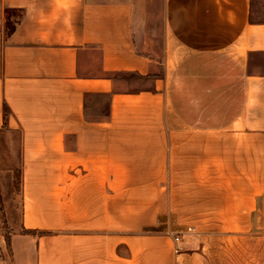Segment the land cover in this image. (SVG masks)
Returning <instances> with one entry per match:
<instances>
[{"label":"crops","instance_id":"crops-1","mask_svg":"<svg viewBox=\"0 0 264 264\" xmlns=\"http://www.w3.org/2000/svg\"><path fill=\"white\" fill-rule=\"evenodd\" d=\"M140 2L0 0L21 13L0 35L20 169L0 264H222L264 237V0Z\"/></svg>","mask_w":264,"mask_h":264},{"label":"rangeland","instance_id":"rangeland-1","mask_svg":"<svg viewBox=\"0 0 264 264\" xmlns=\"http://www.w3.org/2000/svg\"><path fill=\"white\" fill-rule=\"evenodd\" d=\"M144 5L142 16L160 18L161 0H141ZM146 9V10H145ZM264 17V14L262 15ZM21 18L20 11L3 10L0 5V35L5 38ZM117 90L122 92H135L149 87L148 80L134 74L118 75ZM86 118L100 120L107 115V98L94 96L88 101ZM19 137L14 136V141L9 140L4 132H0V228H7L8 224L15 221L19 201L20 169L16 159L19 156L17 147ZM15 149L10 153V145ZM13 156V157H12ZM13 158V160L11 159ZM2 191V192H1ZM13 210V215L11 214ZM259 233H251V238L237 241L234 248L227 251L220 249L219 260L222 264H264V237ZM218 264V262H217Z\"/></svg>","mask_w":264,"mask_h":264},{"label":"built area","instance_id":"built-area-1","mask_svg":"<svg viewBox=\"0 0 264 264\" xmlns=\"http://www.w3.org/2000/svg\"><path fill=\"white\" fill-rule=\"evenodd\" d=\"M187 231L190 232V231H192V229H191V228H188ZM173 241H174L175 243H177V242L179 241V237H178V236H175L174 239H173ZM175 252H177V250H175Z\"/></svg>","mask_w":264,"mask_h":264},{"label":"trees","instance_id":"trees-1","mask_svg":"<svg viewBox=\"0 0 264 264\" xmlns=\"http://www.w3.org/2000/svg\"><path fill=\"white\" fill-rule=\"evenodd\" d=\"M16 25H17V24H16ZM14 29H15V28H13L12 31H13ZM12 31H11V32H12ZM6 116H7V110L4 109V119L6 118ZM39 234H43V233H39Z\"/></svg>","mask_w":264,"mask_h":264}]
</instances>
